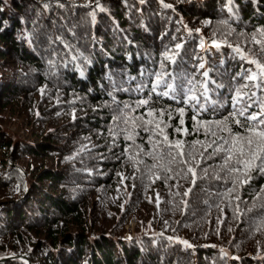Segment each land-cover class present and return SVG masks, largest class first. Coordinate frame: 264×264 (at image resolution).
<instances>
[{
    "label": "trees",
    "instance_id": "1",
    "mask_svg": "<svg viewBox=\"0 0 264 264\" xmlns=\"http://www.w3.org/2000/svg\"><path fill=\"white\" fill-rule=\"evenodd\" d=\"M147 1L143 6L138 0H0V202L4 204L0 206V240L10 237L0 243V256L30 254L31 264H264V217L255 215L264 212V174L250 171V183L237 182L230 195L212 175L221 165L215 157L206 161L211 165L209 178H200V168L205 166L202 158L207 156L204 124L223 123L221 117L227 120L228 100L236 94L233 89L247 85V94L254 89L253 81L237 77L246 69L258 71L227 49H223L226 63L222 66L219 54L211 56L206 50L205 39L184 33L181 22L156 4L159 0ZM178 4L194 24L213 25L219 17L240 35L264 36V0H235L232 13L226 0ZM164 13L170 16L167 21ZM206 37L209 46L227 42L215 34ZM177 43L183 45L177 51L189 73L194 71L196 57L212 66L211 78L223 85L216 96L224 107L211 117L205 114V123L196 131L199 122L191 118L187 106L180 113L178 103L162 99L157 110L161 105L175 109L162 118L170 123L168 132L173 131L169 138L182 142V155L169 161L143 139L147 133H140L139 139L133 135L129 148L140 157L141 165L130 167L124 145L116 152L108 144L117 113L107 93L124 104L147 97V90L134 91L141 81L153 82L141 76V70L160 71L166 52L178 61L172 51ZM114 83L129 91L114 89ZM235 83L241 87L233 88ZM7 110L10 115L5 119L2 114ZM144 111L140 108L129 116ZM21 115L30 116L31 130L16 141L4 132L2 118L16 127L15 119L21 121ZM61 118L66 130L54 124ZM228 127L244 135L239 125L229 121ZM196 141L200 143L193 154L199 166L185 163L187 146ZM8 158L26 170L32 180L30 190L23 174L8 166ZM187 167L196 168L195 185ZM126 179L130 185L124 189L120 181ZM189 187L192 192L184 197ZM99 189L104 195L94 193ZM217 190L224 193L222 200L216 199ZM95 205L99 211L93 209ZM206 207L214 219L211 229L200 212ZM132 218L138 237L126 239L125 226ZM223 246L229 247L230 256L221 254ZM251 253L256 261L246 257Z\"/></svg>",
    "mask_w": 264,
    "mask_h": 264
},
{
    "label": "snow or ice",
    "instance_id": "2",
    "mask_svg": "<svg viewBox=\"0 0 264 264\" xmlns=\"http://www.w3.org/2000/svg\"><path fill=\"white\" fill-rule=\"evenodd\" d=\"M144 0H141L143 3ZM228 11L233 12L235 0H226ZM100 8V5H96ZM165 7H171V5H165ZM103 11L102 8H100ZM264 34V33H262ZM249 43H256L259 45L256 52L252 53L257 56V59L252 60L250 63L256 65L258 68L264 69V42L256 40L255 37H247ZM181 43H177L172 51L179 60L173 56H169L165 53V62L159 65L160 71H152L148 73L146 70H141V76H147L149 80L153 81L149 84H145L143 81L134 89L135 92L141 93L147 90L148 96L142 99H138L133 104H124L122 102H116V98L112 92H108L107 95L112 97L114 103H116L117 121L113 131H115L117 137H122L125 141H131L133 135H139L140 133H147V139L149 143H152V137H159L162 128L161 120L155 119V117H163L165 114H170L175 109L169 108L167 105H161L160 109L157 110L156 106L164 98H168L173 102L180 105L178 111L183 113L185 106L192 112V119L198 121L196 131H200L202 125L205 123L203 116L207 114L209 117L214 115L219 108L224 107V103L216 96L218 90L223 87L222 84H218L217 81L210 76L211 65L206 64L202 57H196V64L193 65L194 71L189 73L183 68L184 57L180 55L177 50L182 48ZM231 46V45H229ZM215 47L220 48L219 43L215 44ZM240 48L234 49L237 53L240 52ZM75 59V57L73 58ZM247 59V57H244ZM170 62V63H168ZM165 63H168V67H165ZM81 75L84 73L81 71ZM200 77L201 79H198ZM235 78V77H234ZM131 79H135L132 77ZM111 80V77H109ZM240 80H247L256 82L253 85L254 89H260L261 93L264 94V73L256 72L255 70L246 69L244 74L240 77ZM212 85L213 87H209ZM114 89L127 92L129 89H125L122 84H113ZM247 85H245L246 89ZM241 89H233L236 93L235 98L228 100V107L231 109L227 120L221 117L223 123L215 122L209 123L208 127L204 129L206 137L210 138V143L207 147H204V151L207 152V156L203 157L205 166L200 168V178L207 180L209 178V168L206 161L215 157H219L221 161L220 169L218 173H213V177L216 181L222 183L225 187V191L231 195L232 189L236 186L237 182L243 184L245 181L251 180L249 175L252 170L253 161L256 162L255 171L256 174H264V107L261 104L264 103L258 99L253 90H248L246 98L240 95ZM153 97L155 99L153 100ZM214 97H216L214 99ZM144 108L145 111L142 114H136L129 116V113L136 112L138 109ZM251 109V111H249ZM259 109V112L256 111ZM241 117L242 119H238ZM169 115V119H170ZM229 121L233 125H239L244 131L243 136H237L236 133L228 131L227 136H216V130L224 131L228 127ZM183 121H181V124ZM136 125H139L137 130ZM256 129H260L256 131ZM175 131H181L180 128H175ZM239 130V129H237ZM196 141L194 144L190 143L187 148V160L186 164H196V157L194 156V149L199 144ZM139 147L138 145H134ZM162 147L166 148V151L160 153L166 157L169 161L175 162L177 156H181L180 149L183 147L181 141H174L173 143L168 142L167 136L163 138ZM210 149V151H209ZM82 148L81 151H85ZM147 155H154L151 151ZM150 171V169H149ZM167 171V169H165ZM186 172L190 173L194 179L192 184L195 185L196 180V168L187 167ZM229 177L228 180H224L223 177ZM240 176H244L245 180H239ZM131 179V177H129ZM167 179V177H166ZM192 192V188L189 187L184 193V197H187ZM209 195H211L209 193ZM224 193L217 190L216 199L222 200ZM237 199H239L237 197ZM205 203H208L205 201ZM215 203V201H213ZM187 204V201H185ZM211 206V205H210ZM218 206V205H217ZM247 211L251 212L252 209ZM258 217H264V212L257 211L255 213ZM264 223V220L261 221ZM256 222L253 221V224ZM172 239V237H168ZM180 243L188 245L187 241H180ZM189 247L191 245H188ZM223 251V250H222ZM227 256L228 254L225 253Z\"/></svg>",
    "mask_w": 264,
    "mask_h": 264
},
{
    "label": "rangeland",
    "instance_id": "3",
    "mask_svg": "<svg viewBox=\"0 0 264 264\" xmlns=\"http://www.w3.org/2000/svg\"><path fill=\"white\" fill-rule=\"evenodd\" d=\"M181 1L182 0H176V2L173 3L170 1L168 2L167 0H159L158 3L156 1V4L159 5L160 7H162L165 11H167L168 15L170 14L171 16L172 15L175 16L177 18V20H179V22H181V24L183 26L184 33H187L191 37L192 36L193 37L199 36L200 38H203V40L205 39L206 40V44H205L206 50H209L212 53L211 56H215V55L219 54L218 63H220L222 66H225V63H226V57H225V53L223 52L224 51L223 49H227L229 52H232V53H237L236 51H234V49L239 47L241 50L238 54H240L242 57H247V59H245V62L249 65H252L254 68H256L258 72L264 73V69L258 68L256 65H253L252 63H250L254 59L251 57V55L247 54L250 52L251 53L256 52L259 45H257L256 43L250 44L247 37L240 35L235 30L232 31L231 29H229L222 21H219V17L216 19L218 22H214L212 19L213 25H208V26H207V23H205L204 21H202L198 24H194V22H190L189 18L187 16L185 17L184 13L180 9V5L178 3ZM209 1L210 0H208V2ZM138 2L140 3V5H143V6L147 5V3H148L147 0H144L143 3H141V0H138ZM165 5H171V7H165ZM157 15H159V13H157ZM164 15H165V18L167 21V19L170 16H167L165 13H164ZM172 20H173V17L171 18V21ZM192 23L194 25H192ZM241 26L242 25L239 23V27H241ZM172 29L175 30V28L173 26H172ZM211 34H215L217 37H220L221 39L226 40L227 42L219 43L221 45L220 48H217L215 46H209L208 41L206 39L207 38L206 35H211ZM250 37H253V36H250ZM255 38L258 41L264 42V36H256ZM229 45H231V46H229ZM243 74L244 73L240 74L237 78H240ZM237 78H235V79H237ZM246 83L249 84V82H246ZM255 83L256 82H253L252 84H255ZM236 86L241 87L237 83H235L234 86H232V87L235 88ZM251 90H253L255 92L256 96L260 100V95H261L260 89H251ZM240 95L243 96L244 98H246L248 95L247 94V88L245 89V87H244L243 89H241ZM235 96H236V94L233 96V99L235 98ZM262 100L264 101V94L262 95ZM261 107H264V104H261ZM256 111L259 112V109H257ZM9 115H10L9 110L5 111L2 114V116L5 117V119H7L9 117ZM2 119H3V123L5 124L3 126L4 132H7L8 134H10L13 138L16 139V141L23 140L24 139L23 137H26L27 133L31 130L30 116L27 117V116L21 115L19 117V119H22L21 121H18L17 119H15L16 123L14 126H16V127H13V124L10 125L9 123H7L6 120H4V118H2ZM155 119L162 121V124H161L162 131H161L159 137H152L151 138L152 143H150V144H151V146L155 147L156 149L159 148V149H157L156 153H159V151L162 153V152L166 151V148L161 146V145H163L164 136H167L169 143L170 142L173 143L174 141H176L175 140L176 138H173V139L169 138L170 136L173 135V131L168 132V128L170 127V123L165 121L162 117H155ZM63 122H64L63 118H61L60 121L58 120V121L54 122V124L58 125V128L60 130H66ZM207 127H208V125L204 124L203 133H202L204 135L203 149L205 146L207 147V145L210 143V138L206 137L204 134V129H206ZM229 130H230L229 127H227V129H225L224 131H220L219 129H217L216 130V136L217 137H220L222 135L227 136ZM259 130L260 129H256V131H259ZM237 136H243V135L237 134ZM139 138L140 137L137 136V139H139ZM143 139L147 140V138H145V136L143 137ZM148 142H149V140H148ZM109 143H111L112 146L116 147V152L120 151V148L122 149L123 145H124L125 154L129 155L130 159H131L130 160V163H131L130 167H133V165L136 167L141 165L140 157L133 152V150H134L133 148H129V146H132L134 144L132 142V140L124 142V139L122 137H117V135L114 131L113 135H111V141L108 142V144ZM139 150H141L140 145H139ZM149 159L152 161L154 158H153V156H150ZM216 160L219 163H221L218 156L216 157ZM163 161L166 164H168L167 161H165V160H163ZM46 162H48V161H46ZM7 164L11 169L19 170L26 179V186L27 185L29 186L28 189L31 188L30 185L32 184V180H31L30 176L27 174L26 170H24L23 167L19 164H12L11 158L7 159ZM45 164H48V163H45ZM144 164L148 166L147 162H144ZM106 165L107 164H104L103 166H106ZM255 166H256V162L253 161L252 170H251L252 172L253 171L256 172ZM2 173H3V175L6 174L5 172H2ZM249 175H251V177L253 176L252 174H249ZM193 179H194V177L192 176L191 182ZM242 180H245V178H243ZM250 181H245L243 184L248 185L250 183ZM120 185L124 189L127 188L130 185L129 180L126 179L125 182L120 181ZM94 193L99 194V195H104L103 190H101V189L96 190ZM94 200L96 202L99 201V196H96ZM3 205L4 204L0 202V206H3ZM93 209L94 210L97 209V211H99L100 206L95 205ZM210 209H211L210 207H206L205 209L200 210V212L204 215V218H206V220L208 221V229L209 228L211 229V226L214 223V219H212V214L210 213L211 212ZM201 216L202 215H199V217H201ZM231 216L232 215H229V217H231ZM224 219H225V217H222L221 224L218 221V225H217L218 229L221 227V225H223ZM136 229H137V222L134 218H132L130 221H128L127 226H125V232H126L125 237H126V239L131 237V236H133V238L138 237V231ZM151 236L155 237L156 235H151ZM184 236H186V235H182V237H184ZM263 236H264V233H263ZM186 237H188V236H186ZM9 239H10V237H8L7 239H4V240H0V243H4V242L8 241ZM185 240H187V239L185 238ZM180 241H183V240H178V243H180ZM187 241L189 242V240H187ZM188 245H190V244H188ZM191 247H192V249H195L193 246H190V248ZM222 250H223V252L221 251L222 252L221 254L224 255L225 253H227L230 256L231 251L229 250V247L223 246ZM246 257L251 259V260H254V261L257 260L253 253L247 255ZM243 258H245V257H243ZM0 259H1L0 263L6 262V261H16L17 260V261L23 262L24 264H31L30 254H22L20 256H18V255L15 256V255H13V253L6 252V253H3V256H0ZM240 259H237V260H240Z\"/></svg>",
    "mask_w": 264,
    "mask_h": 264
},
{
    "label": "water",
    "instance_id": "4",
    "mask_svg": "<svg viewBox=\"0 0 264 264\" xmlns=\"http://www.w3.org/2000/svg\"><path fill=\"white\" fill-rule=\"evenodd\" d=\"M1 260V259H0Z\"/></svg>",
    "mask_w": 264,
    "mask_h": 264
}]
</instances>
